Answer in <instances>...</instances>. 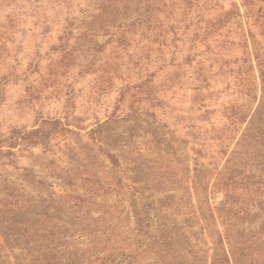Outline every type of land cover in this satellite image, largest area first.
Here are the masks:
<instances>
[{
	"label": "rangeland",
	"instance_id": "1",
	"mask_svg": "<svg viewBox=\"0 0 264 264\" xmlns=\"http://www.w3.org/2000/svg\"><path fill=\"white\" fill-rule=\"evenodd\" d=\"M194 1L198 37L175 76L163 37L151 46L133 24L147 0H0V264H213L228 157L254 182L238 222L264 263V139L236 144L245 123L226 154V110L253 71L226 26L214 32L233 2L248 30L246 7ZM37 128L49 137L20 139Z\"/></svg>",
	"mask_w": 264,
	"mask_h": 264
},
{
	"label": "trees",
	"instance_id": "2",
	"mask_svg": "<svg viewBox=\"0 0 264 264\" xmlns=\"http://www.w3.org/2000/svg\"><path fill=\"white\" fill-rule=\"evenodd\" d=\"M262 1L264 0H243L250 27L248 30L244 28L243 23L239 20L243 16L241 12L242 5L236 2L232 3L234 9L226 10L224 14L220 15L223 16V19L219 18L217 23L220 26L214 30V32H218L223 26H226V45L235 43L238 40L248 52L245 62L249 64V70L253 71V75L245 76V79L240 78V83L243 85L240 92L244 93V101L240 103L236 100L238 103L231 104L229 106L230 110H226V154L229 141L237 138L236 134L240 132L245 123H247V126L243 130V136L240 140H237L236 144L240 145L242 142L252 144L251 137H254L253 139L256 141L259 138L264 139V6H260L259 3ZM197 4L198 2L196 3L194 0H147V6L142 7L143 12L138 14L133 23L152 32V35L148 38L151 46L158 42L160 37H163L160 41L163 46L159 48V51L167 56L164 59L166 64L177 66L178 71L175 72V76H185L184 67L192 59V51L190 50L198 37V32L191 29L194 23L193 15L197 13ZM258 26L262 29L259 33L262 38L252 29ZM171 35L174 37L173 40L170 38ZM121 40L125 41L128 38L123 35ZM178 42H181V44H178ZM186 49L190 52L183 55L184 61L176 64L178 60L176 56ZM169 56L171 57L169 58ZM257 128H260V132L255 134L254 130ZM37 135L49 137V135H45L42 128H37L28 135L25 134L19 137L22 140H27L31 136ZM14 145L16 144L11 143L10 147L13 148ZM237 151L234 149V152ZM0 153L5 155L11 152L0 148ZM259 154L263 156L262 152H259ZM234 159L235 157L226 159V216L222 213L219 215L223 224L226 221V238L222 236L212 238L211 243L213 246L210 247L214 252L212 262L213 264H264L261 262L259 244L257 243L259 236L251 234V227H245L244 223L238 222L242 214H245L246 217L249 216L250 210V206L245 202L242 205H236V202L243 196L240 189L242 187L248 188L254 182L249 178L238 177L240 174L238 175L239 170L235 168L236 165H233ZM253 167H256L258 171H263L264 163H257ZM227 180H231V182ZM235 194L236 197L233 199ZM75 199L76 201L85 200L84 196L81 195L75 196ZM245 199L247 198L245 197ZM209 210L212 220L210 218H206V220H211L216 225L215 213L210 207ZM247 228L248 233H245ZM156 246L158 247L159 243H156ZM155 251L159 253L160 246ZM201 251L203 250H192L191 253L194 256L196 255L195 258H199ZM203 253L206 255L207 252L203 251Z\"/></svg>",
	"mask_w": 264,
	"mask_h": 264
}]
</instances>
